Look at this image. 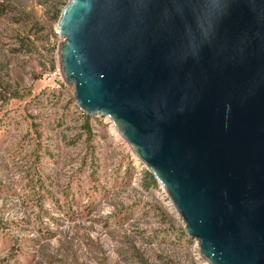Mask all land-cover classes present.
Masks as SVG:
<instances>
[{
	"label": "water",
	"instance_id": "obj_1",
	"mask_svg": "<svg viewBox=\"0 0 264 264\" xmlns=\"http://www.w3.org/2000/svg\"><path fill=\"white\" fill-rule=\"evenodd\" d=\"M60 63L209 264H264V0H70Z\"/></svg>",
	"mask_w": 264,
	"mask_h": 264
},
{
	"label": "rangeland",
	"instance_id": "obj_2",
	"mask_svg": "<svg viewBox=\"0 0 264 264\" xmlns=\"http://www.w3.org/2000/svg\"><path fill=\"white\" fill-rule=\"evenodd\" d=\"M70 0H0V264H209L109 117L77 105Z\"/></svg>",
	"mask_w": 264,
	"mask_h": 264
},
{
	"label": "trees",
	"instance_id": "obj_3",
	"mask_svg": "<svg viewBox=\"0 0 264 264\" xmlns=\"http://www.w3.org/2000/svg\"><path fill=\"white\" fill-rule=\"evenodd\" d=\"M156 180V179H155Z\"/></svg>",
	"mask_w": 264,
	"mask_h": 264
}]
</instances>
